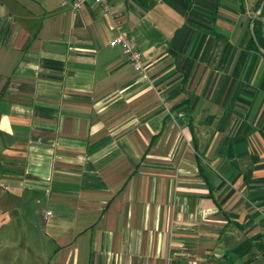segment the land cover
Here are the masks:
<instances>
[{
  "label": "crops",
  "instance_id": "0c3cea01",
  "mask_svg": "<svg viewBox=\"0 0 264 264\" xmlns=\"http://www.w3.org/2000/svg\"><path fill=\"white\" fill-rule=\"evenodd\" d=\"M262 1L0 0L1 225L40 216L47 264H264Z\"/></svg>",
  "mask_w": 264,
  "mask_h": 264
},
{
  "label": "rangeland",
  "instance_id": "374dc122",
  "mask_svg": "<svg viewBox=\"0 0 264 264\" xmlns=\"http://www.w3.org/2000/svg\"><path fill=\"white\" fill-rule=\"evenodd\" d=\"M31 215L26 207L20 213H15L9 225H1V218L0 264H47L51 249L37 240L45 235V230L40 216L31 218Z\"/></svg>",
  "mask_w": 264,
  "mask_h": 264
},
{
  "label": "built area",
  "instance_id": "2783aa9c",
  "mask_svg": "<svg viewBox=\"0 0 264 264\" xmlns=\"http://www.w3.org/2000/svg\"><path fill=\"white\" fill-rule=\"evenodd\" d=\"M88 1H94L102 6L103 11L108 15L114 14V6L110 0H72V5L76 9H80L83 4ZM110 44L112 46H121L123 54L126 56L128 62L136 71H144L146 63L142 52L138 49L137 43L134 39L130 38L126 32H120V34L114 37Z\"/></svg>",
  "mask_w": 264,
  "mask_h": 264
},
{
  "label": "water",
  "instance_id": "95a60500",
  "mask_svg": "<svg viewBox=\"0 0 264 264\" xmlns=\"http://www.w3.org/2000/svg\"><path fill=\"white\" fill-rule=\"evenodd\" d=\"M264 9V0L262 1L261 5H260V8L259 10L254 14V18H253V21H255V19H257L259 17V14L262 12V10ZM251 32H252V36L259 48V50L264 54V49L261 47L259 41H258V38L255 34V30H254V25L252 24L251 26Z\"/></svg>",
  "mask_w": 264,
  "mask_h": 264
},
{
  "label": "trees",
  "instance_id": "16d2710c",
  "mask_svg": "<svg viewBox=\"0 0 264 264\" xmlns=\"http://www.w3.org/2000/svg\"><path fill=\"white\" fill-rule=\"evenodd\" d=\"M255 24L257 25V22H256ZM255 24H254V26H256ZM256 36H257V38H258V41H259L260 45L264 48V42H263V39H262L257 33H256ZM251 44H252V46H253L254 48H256V44H255L254 39L251 40Z\"/></svg>",
  "mask_w": 264,
  "mask_h": 264
}]
</instances>
